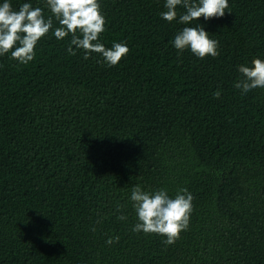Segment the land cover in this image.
<instances>
[{"label":"trees","instance_id":"trees-1","mask_svg":"<svg viewBox=\"0 0 264 264\" xmlns=\"http://www.w3.org/2000/svg\"><path fill=\"white\" fill-rule=\"evenodd\" d=\"M8 2L51 15L46 0ZM98 3L99 42L129 48L117 65L70 55L55 19L33 61L0 56V264H264V88L234 87L238 66L264 60V0L190 25L182 6L161 18L166 0ZM197 24L217 57L174 48ZM136 185L194 197L175 244L132 231Z\"/></svg>","mask_w":264,"mask_h":264},{"label":"clouds","instance_id":"clouds-1","mask_svg":"<svg viewBox=\"0 0 264 264\" xmlns=\"http://www.w3.org/2000/svg\"><path fill=\"white\" fill-rule=\"evenodd\" d=\"M46 6L51 13L48 17L44 16L42 8H33L31 3H23L18 10H14L8 0H4L0 5V56L12 50L11 58L19 64L27 65L33 61L35 47L53 28L54 19L60 25L53 33L57 40H63L71 34V42L67 48L70 55H76L72 47L75 46L76 49L84 51L85 59L92 53L100 54L103 62L112 67L128 54L129 48L123 42L113 43L111 48H105L99 42L100 34L105 31V17L100 11L98 0H46ZM177 6L185 9L179 15L178 22L190 25L201 17L205 21L224 17L229 3L228 0H166V11L160 14L161 18L167 22L176 20ZM172 43L178 52L189 49L200 59L219 55V41L210 39L209 33L199 24L195 27H184L176 34ZM237 71L240 77L234 87L241 94L246 95L254 89L264 88V60L254 59L251 67L240 65ZM220 95L219 90L213 93L217 99ZM130 199L138 221L132 228L134 233L160 235L165 237L163 243L170 246L189 227L194 197L187 188H180L175 197L170 198L163 188L148 192L141 185H136L132 188ZM117 219L126 220L127 217L121 215ZM118 241V236L110 237L106 244L111 245Z\"/></svg>","mask_w":264,"mask_h":264}]
</instances>
